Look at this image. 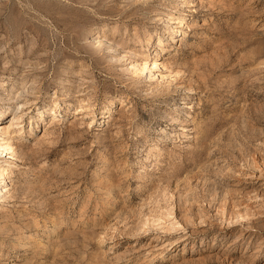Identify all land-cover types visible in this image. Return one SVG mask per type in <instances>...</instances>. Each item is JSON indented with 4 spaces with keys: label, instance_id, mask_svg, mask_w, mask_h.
<instances>
[{
    "label": "rangeland",
    "instance_id": "374dc122",
    "mask_svg": "<svg viewBox=\"0 0 264 264\" xmlns=\"http://www.w3.org/2000/svg\"><path fill=\"white\" fill-rule=\"evenodd\" d=\"M7 97L0 264H264V0H0Z\"/></svg>",
    "mask_w": 264,
    "mask_h": 264
},
{
    "label": "bare ground",
    "instance_id": "6f19581e",
    "mask_svg": "<svg viewBox=\"0 0 264 264\" xmlns=\"http://www.w3.org/2000/svg\"><path fill=\"white\" fill-rule=\"evenodd\" d=\"M182 24L183 22L181 21L180 22L181 27L183 26ZM96 39L97 41H99V37ZM108 48L113 49L112 46H109ZM148 63L152 65V67H158V68L164 67V64L162 61L152 58L151 60H147L141 63L138 62L135 65L136 72L137 71L143 72L146 69ZM28 83H30L29 79L25 78L23 81L24 86L17 87L15 91L16 98H18L19 96H22L25 93L24 87L28 86V88H31V85H28ZM7 100H8V103L2 106V108L0 107V119L4 117V115L11 114L12 116L7 120L8 122L7 125H2V122H0V157L3 155L4 156L9 155L8 158L10 160V158H12L13 156L15 157V153H16V150H15L16 147L13 145L14 140L10 134V128L16 126L19 128L18 130H21L20 124L25 120L24 110L28 108L27 106L28 102L26 101V99H24L25 101L23 102L21 101L19 103L18 102L14 103L12 101L13 99L11 100V98H8ZM80 102H84V100L81 99ZM183 107H184L183 103L178 104V110H180ZM9 160L0 161V202H6L7 198L10 197V193H11V190L8 187V176H7L8 166L11 164Z\"/></svg>",
    "mask_w": 264,
    "mask_h": 264
}]
</instances>
